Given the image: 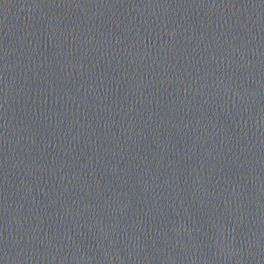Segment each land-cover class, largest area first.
Returning <instances> with one entry per match:
<instances>
[{"label": "water", "instance_id": "1", "mask_svg": "<svg viewBox=\"0 0 264 264\" xmlns=\"http://www.w3.org/2000/svg\"><path fill=\"white\" fill-rule=\"evenodd\" d=\"M0 264H264V0H0Z\"/></svg>", "mask_w": 264, "mask_h": 264}]
</instances>
